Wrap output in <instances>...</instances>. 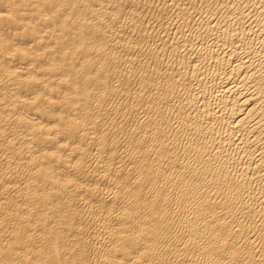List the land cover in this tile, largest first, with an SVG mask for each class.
I'll list each match as a JSON object with an SVG mask.
<instances>
[{
	"label": "bare ground",
	"instance_id": "bare-ground-1",
	"mask_svg": "<svg viewBox=\"0 0 264 264\" xmlns=\"http://www.w3.org/2000/svg\"><path fill=\"white\" fill-rule=\"evenodd\" d=\"M121 262L264 264V0H0V264Z\"/></svg>",
	"mask_w": 264,
	"mask_h": 264
},
{
	"label": "snow or ice",
	"instance_id": "snow-or-ice-1",
	"mask_svg": "<svg viewBox=\"0 0 264 264\" xmlns=\"http://www.w3.org/2000/svg\"><path fill=\"white\" fill-rule=\"evenodd\" d=\"M62 147H64V148H67V147H68V145H67V144H65V145H63ZM53 155H55V153H53ZM121 264H123V262H121Z\"/></svg>",
	"mask_w": 264,
	"mask_h": 264
}]
</instances>
